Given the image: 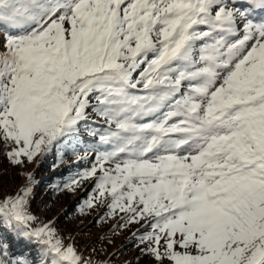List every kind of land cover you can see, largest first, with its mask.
Here are the masks:
<instances>
[{"label":"snow or ice","instance_id":"1","mask_svg":"<svg viewBox=\"0 0 264 264\" xmlns=\"http://www.w3.org/2000/svg\"><path fill=\"white\" fill-rule=\"evenodd\" d=\"M0 142L77 157L56 192L154 264H264V0H0ZM83 153V155H81ZM0 184V264H93Z\"/></svg>","mask_w":264,"mask_h":264},{"label":"rangeland","instance_id":"2","mask_svg":"<svg viewBox=\"0 0 264 264\" xmlns=\"http://www.w3.org/2000/svg\"><path fill=\"white\" fill-rule=\"evenodd\" d=\"M4 152L0 142V184L4 193L14 192L21 187L25 183L22 173L32 172L38 182L34 188L32 210L44 222L55 220V226L66 245L74 244L77 251L93 264H154L152 258L142 254L140 248L135 246L133 233L141 227L140 224L120 229L116 227L119 217L98 222L107 211L101 204L86 214H80L79 205L88 198L93 181H85L75 192H56L48 189L50 185H40L54 176L64 178L68 171L74 174L79 167L87 166L85 162L77 163L76 156L66 155L64 162L53 169L54 160L48 156L42 162L38 157L22 168L12 165ZM49 160L51 163H45Z\"/></svg>","mask_w":264,"mask_h":264},{"label":"trees","instance_id":"3","mask_svg":"<svg viewBox=\"0 0 264 264\" xmlns=\"http://www.w3.org/2000/svg\"><path fill=\"white\" fill-rule=\"evenodd\" d=\"M51 158H53V160H54V156H51ZM45 163H51V160H49V161H47ZM65 173H67V174H66V177H64V178H60L58 176L57 177L54 176V177L48 178L47 180L43 181V183H41L40 185L41 186L42 185H45V186L50 185V186H48V189L54 190L53 185H54L55 182H57V181H60V182L67 181L73 176V172L72 171H68V172H65ZM61 179H63V180H61ZM66 224L67 223H65L64 225H66Z\"/></svg>","mask_w":264,"mask_h":264},{"label":"bare ground","instance_id":"4","mask_svg":"<svg viewBox=\"0 0 264 264\" xmlns=\"http://www.w3.org/2000/svg\"><path fill=\"white\" fill-rule=\"evenodd\" d=\"M241 2H242V0H241Z\"/></svg>","mask_w":264,"mask_h":264}]
</instances>
